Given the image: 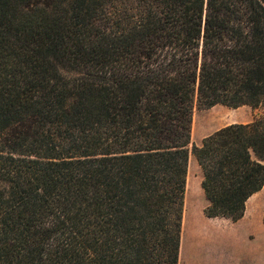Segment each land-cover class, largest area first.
I'll use <instances>...</instances> for the list:
<instances>
[{"label": "trees", "instance_id": "trees-1", "mask_svg": "<svg viewBox=\"0 0 264 264\" xmlns=\"http://www.w3.org/2000/svg\"><path fill=\"white\" fill-rule=\"evenodd\" d=\"M261 114L193 146V114ZM264 189V0H0V264H180Z\"/></svg>", "mask_w": 264, "mask_h": 264}, {"label": "rangeland", "instance_id": "rangeland-1", "mask_svg": "<svg viewBox=\"0 0 264 264\" xmlns=\"http://www.w3.org/2000/svg\"><path fill=\"white\" fill-rule=\"evenodd\" d=\"M260 114V110L251 106L234 109L216 105L207 108L197 103L193 114L190 151L216 131L234 124L252 123ZM187 177L185 209L188 199L194 220L186 240L195 238L197 247L194 264H264V189L249 202L247 216L234 223L225 218L209 219L205 216L208 203L202 189L203 173L193 154L189 156ZM188 188L192 192L189 190V195L194 196H187Z\"/></svg>", "mask_w": 264, "mask_h": 264}, {"label": "bare ground", "instance_id": "bare-ground-1", "mask_svg": "<svg viewBox=\"0 0 264 264\" xmlns=\"http://www.w3.org/2000/svg\"><path fill=\"white\" fill-rule=\"evenodd\" d=\"M188 184H189V181H188ZM189 190L190 189L188 188V194H187L188 197L193 195V194L189 195ZM190 193H192L191 190H190ZM189 204H190L189 200L186 199L185 219H184V228H183L184 233H183V239H182L183 242H182V248H181L180 264H194V257L196 256L195 250H196L197 245L195 242V238L194 239L190 238L189 240H186V234L188 230L190 229L192 221L194 220L193 214L189 210V206H190ZM191 234L193 233L191 232ZM193 236L195 237L196 235L193 234Z\"/></svg>", "mask_w": 264, "mask_h": 264}, {"label": "crops", "instance_id": "crops-1", "mask_svg": "<svg viewBox=\"0 0 264 264\" xmlns=\"http://www.w3.org/2000/svg\"><path fill=\"white\" fill-rule=\"evenodd\" d=\"M254 196H255V195H254ZM254 196H253V197H254ZM253 197H252V198H253ZM252 198L249 200V202L252 200ZM249 202H248V204H249ZM248 204H247V211H246L245 217L247 216V212H248ZM245 217H244V218H245ZM241 220H242V219H241Z\"/></svg>", "mask_w": 264, "mask_h": 264}]
</instances>
